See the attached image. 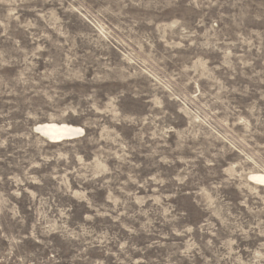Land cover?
I'll list each match as a JSON object with an SVG mask.
<instances>
[{
    "label": "rangeland",
    "instance_id": "obj_1",
    "mask_svg": "<svg viewBox=\"0 0 264 264\" xmlns=\"http://www.w3.org/2000/svg\"><path fill=\"white\" fill-rule=\"evenodd\" d=\"M252 174L264 0H0V264H264Z\"/></svg>",
    "mask_w": 264,
    "mask_h": 264
},
{
    "label": "bare ground",
    "instance_id": "obj_2",
    "mask_svg": "<svg viewBox=\"0 0 264 264\" xmlns=\"http://www.w3.org/2000/svg\"><path fill=\"white\" fill-rule=\"evenodd\" d=\"M34 133L50 144H59L81 138L84 134L81 128L65 124H41L34 127ZM248 181L258 187L264 188V174H252Z\"/></svg>",
    "mask_w": 264,
    "mask_h": 264
}]
</instances>
